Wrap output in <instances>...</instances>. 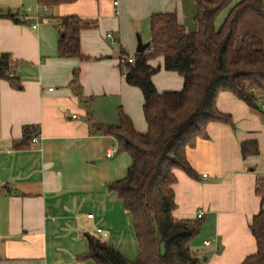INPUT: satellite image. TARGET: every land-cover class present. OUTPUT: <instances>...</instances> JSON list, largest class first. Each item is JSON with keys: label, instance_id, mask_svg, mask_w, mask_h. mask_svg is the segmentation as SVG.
<instances>
[{"label": "crops", "instance_id": "crops-1", "mask_svg": "<svg viewBox=\"0 0 264 264\" xmlns=\"http://www.w3.org/2000/svg\"><path fill=\"white\" fill-rule=\"evenodd\" d=\"M242 1L220 12L217 29ZM168 13L187 32L195 30V0H75L50 7L0 0V55L18 63L20 81L15 89L0 79V264H95L82 258L86 235L102 238L98 229L129 262L139 259L132 216L108 190L127 177L131 158L96 127L117 126L123 113L137 132H147L143 94L127 84L119 61L137 55L138 36L150 45L151 18ZM68 17L83 21V59L59 56ZM238 32L264 45V19L257 14L248 12ZM150 65L163 67V59ZM153 83L160 93L184 87L179 74L163 69ZM217 109L228 122L209 124L207 137L187 151L194 175L176 171L173 216L201 222L190 244L198 264H242L257 252L251 224L264 210V93L256 92L249 106L222 92ZM36 136L41 140L32 144Z\"/></svg>", "mask_w": 264, "mask_h": 264}, {"label": "trees", "instance_id": "trees-1", "mask_svg": "<svg viewBox=\"0 0 264 264\" xmlns=\"http://www.w3.org/2000/svg\"><path fill=\"white\" fill-rule=\"evenodd\" d=\"M75 0H38L40 6H56ZM196 28L187 32L175 13L151 18L149 54H137L133 64L121 65L129 86L143 94L146 133L135 130L133 122L121 113L114 127L97 126V132L116 140L120 151L131 158L127 177L108 186L132 216L140 257L129 262L102 238L86 235L88 252L82 258L95 264H198L190 244L201 229V222L174 218L176 171L194 175L187 151L207 137L214 122H228L217 109L220 93L229 92L254 106L256 92L264 93V45L253 34L240 36L238 29L248 12L264 19L263 0H244L236 5L220 28L215 20L232 0H195ZM2 16L0 15V18ZM15 23L21 21L7 15ZM65 27L59 42L61 58L83 59L80 32L83 21L76 17L62 20ZM162 58L163 67H152V60ZM18 63L0 55V79L20 88L14 77ZM175 72L184 79L179 92H158L153 76L161 70ZM31 130L24 132L29 140ZM23 146V145H21ZM249 154L243 147V155ZM257 252L242 264H264V210L251 224Z\"/></svg>", "mask_w": 264, "mask_h": 264}, {"label": "built area", "instance_id": "built-area-1", "mask_svg": "<svg viewBox=\"0 0 264 264\" xmlns=\"http://www.w3.org/2000/svg\"><path fill=\"white\" fill-rule=\"evenodd\" d=\"M115 5H117V3H115ZM37 25H38V24H37ZM37 25H34V26H33V29H36V28H37ZM108 37H109L110 39H112V40L114 39V38H113V35H108ZM151 51H152V50H150V48H149V49H147L144 53H145V54H149V53H151ZM134 61H135V56H125V55H123V56H121L119 62H120V65H125V64H133ZM40 140H41V136H36V137H34V138L31 139V143H32V144H37ZM107 156H108V158H110V157L113 156V153H112V152H109ZM203 216H204V213H200V214L198 215V218L201 219ZM88 218H89V219H92L93 216H92V215H89ZM97 234L100 235L102 238H106V237L108 236L107 233H105V232L102 231L101 229H98V230H97ZM1 240H2V237L0 236V241H1ZM205 245H206V246H209V243L206 242Z\"/></svg>", "mask_w": 264, "mask_h": 264}, {"label": "water", "instance_id": "water-1", "mask_svg": "<svg viewBox=\"0 0 264 264\" xmlns=\"http://www.w3.org/2000/svg\"><path fill=\"white\" fill-rule=\"evenodd\" d=\"M137 39H138L137 54H143L147 49L150 48V45L143 44L140 36H138Z\"/></svg>", "mask_w": 264, "mask_h": 264}, {"label": "rangeland", "instance_id": "rangeland-1", "mask_svg": "<svg viewBox=\"0 0 264 264\" xmlns=\"http://www.w3.org/2000/svg\"><path fill=\"white\" fill-rule=\"evenodd\" d=\"M197 238H198V237H196L195 239H197ZM195 239H194V240H195Z\"/></svg>", "mask_w": 264, "mask_h": 264}]
</instances>
